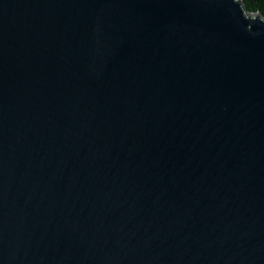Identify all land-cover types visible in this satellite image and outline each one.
I'll return each mask as SVG.
<instances>
[{"label": "water", "instance_id": "95a60500", "mask_svg": "<svg viewBox=\"0 0 264 264\" xmlns=\"http://www.w3.org/2000/svg\"><path fill=\"white\" fill-rule=\"evenodd\" d=\"M0 264H264V20L0 0Z\"/></svg>", "mask_w": 264, "mask_h": 264}, {"label": "trees", "instance_id": "16d2710c", "mask_svg": "<svg viewBox=\"0 0 264 264\" xmlns=\"http://www.w3.org/2000/svg\"><path fill=\"white\" fill-rule=\"evenodd\" d=\"M245 9L251 15H258L264 20V0H242Z\"/></svg>", "mask_w": 264, "mask_h": 264}]
</instances>
